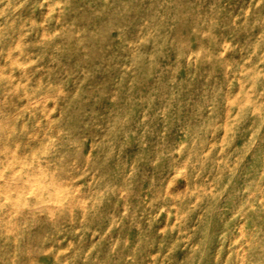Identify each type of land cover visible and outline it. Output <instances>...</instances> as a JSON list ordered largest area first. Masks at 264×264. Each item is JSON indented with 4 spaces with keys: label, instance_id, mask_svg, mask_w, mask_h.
<instances>
[{
    "label": "rangeland",
    "instance_id": "374dc122",
    "mask_svg": "<svg viewBox=\"0 0 264 264\" xmlns=\"http://www.w3.org/2000/svg\"><path fill=\"white\" fill-rule=\"evenodd\" d=\"M0 264H264V0H0Z\"/></svg>",
    "mask_w": 264,
    "mask_h": 264
}]
</instances>
